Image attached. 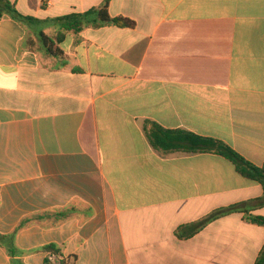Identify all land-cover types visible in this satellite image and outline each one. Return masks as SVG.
I'll return each instance as SVG.
<instances>
[{"label":"crops","instance_id":"0c3cea01","mask_svg":"<svg viewBox=\"0 0 264 264\" xmlns=\"http://www.w3.org/2000/svg\"><path fill=\"white\" fill-rule=\"evenodd\" d=\"M9 1L48 20L105 0ZM109 12L135 26L77 40L55 23L0 20V234L74 206L19 229L16 259L44 264L36 250L54 243L69 264H258L264 226L241 212L200 223L263 199V186L220 155L155 149L146 126L217 138L264 164V0H109ZM0 264H12L2 246Z\"/></svg>","mask_w":264,"mask_h":264},{"label":"trees","instance_id":"16d2710c","mask_svg":"<svg viewBox=\"0 0 264 264\" xmlns=\"http://www.w3.org/2000/svg\"><path fill=\"white\" fill-rule=\"evenodd\" d=\"M4 16H10L27 24L55 23L62 32L73 33L77 40L79 39V34L89 27L100 28L103 26L114 25L133 28L135 26V22L127 17L112 16L109 12V0H105L101 5L91 8L86 12L71 13L48 20H39L30 16H23L18 12L14 3L9 0H0V20ZM40 36L44 49L49 54L57 56L60 51L53 47L54 41L52 38L46 36L43 32H41ZM61 39L62 36L58 35L56 41L60 42ZM146 130L151 144L159 151L165 153L180 151L220 155L234 165L239 175L251 181L260 183L264 188V164L261 166L255 165L235 151L229 144L220 139L201 136L183 130H167L155 122H148ZM260 205H264V198L249 203L236 204L228 208L219 209L202 221L200 227L214 219L233 212L245 213L248 220L264 226L263 216L250 214V211H252L253 208ZM75 212L76 208L74 206H68L52 212H44L32 217H26L21 221L12 234H0V246L6 248L8 254L12 258V264H24L21 260L16 259V257H20L26 253L25 251L19 250L15 244L16 232L32 220H51L53 224H57L59 221L66 220ZM36 251L47 253L48 256L44 264H54L55 261L60 264H69L71 260V257H66L64 255L62 247L54 243L42 246ZM262 263H264V248L258 259V264Z\"/></svg>","mask_w":264,"mask_h":264}]
</instances>
